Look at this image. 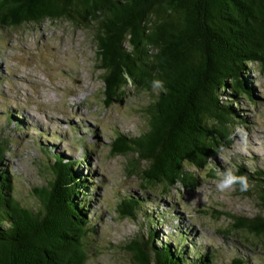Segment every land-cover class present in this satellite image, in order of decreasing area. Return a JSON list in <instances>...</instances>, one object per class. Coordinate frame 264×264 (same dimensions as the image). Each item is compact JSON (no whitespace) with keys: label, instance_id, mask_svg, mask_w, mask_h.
<instances>
[{"label":"trees","instance_id":"16d2710c","mask_svg":"<svg viewBox=\"0 0 264 264\" xmlns=\"http://www.w3.org/2000/svg\"><path fill=\"white\" fill-rule=\"evenodd\" d=\"M47 19L92 33L107 103L129 86L163 82L146 107L148 129L119 134L111 146L113 155L128 157L140 186L167 195L178 185L197 187L190 168L207 169L210 177L227 172L215 156L232 143L233 129L247 123L234 103L240 106L244 94L257 99L249 64L264 71V0H0V30ZM8 115L6 125L13 121ZM4 153L1 139L0 264H86L97 229L88 217L93 177L79 167L84 161L54 153L53 177L32 189L37 207H30L15 194ZM233 173L247 177L264 209V169L239 164ZM145 195H129L118 207L121 217L140 224L126 245L134 264H215V250L197 242L179 213ZM228 214L232 229L264 239V216Z\"/></svg>","mask_w":264,"mask_h":264},{"label":"rangeland","instance_id":"374dc122","mask_svg":"<svg viewBox=\"0 0 264 264\" xmlns=\"http://www.w3.org/2000/svg\"><path fill=\"white\" fill-rule=\"evenodd\" d=\"M95 45L89 30L66 19L0 30L2 164L14 178L18 199L37 207L32 189L47 185L54 153L64 154L69 160L82 159L79 167L93 177L88 217L96 222L97 233L88 243L86 264H134L126 245L140 233V224L121 217L118 207L129 195L145 194L179 213L198 233L197 242L215 250V264H235L236 258L244 261L240 264H264V239L232 229L234 218L228 216H264L252 185L247 191L235 185L222 192L217 183L225 171L210 177L207 169L190 168L200 181L195 189L178 185L162 195L140 186V176L129 171L128 157L113 155L111 146L119 134L137 136L148 129L146 107L158 90L129 86L121 98L107 103ZM249 69L257 99L244 94L240 106L234 103L248 120L233 129L232 143L215 156L226 171H236L239 164L264 169V71L255 64ZM8 113L13 121L6 125ZM161 228L170 229L169 224Z\"/></svg>","mask_w":264,"mask_h":264},{"label":"clouds","instance_id":"9594fccd","mask_svg":"<svg viewBox=\"0 0 264 264\" xmlns=\"http://www.w3.org/2000/svg\"><path fill=\"white\" fill-rule=\"evenodd\" d=\"M153 89L163 90V82L160 80H154ZM236 184L240 185L241 191H247L250 187L246 176H237L231 170H228L223 178L217 183V189L223 192L234 188Z\"/></svg>","mask_w":264,"mask_h":264}]
</instances>
